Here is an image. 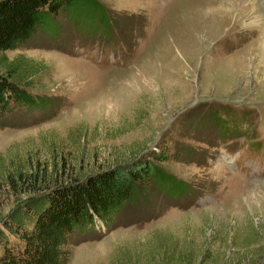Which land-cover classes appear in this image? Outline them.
Here are the masks:
<instances>
[{
    "label": "rangeland",
    "instance_id": "rangeland-1",
    "mask_svg": "<svg viewBox=\"0 0 264 264\" xmlns=\"http://www.w3.org/2000/svg\"><path fill=\"white\" fill-rule=\"evenodd\" d=\"M215 1H76L0 53V72L29 66L14 78L47 102L7 115L0 180L27 158L83 176L145 157L185 186L139 185L77 234L67 264H264V28L211 30Z\"/></svg>",
    "mask_w": 264,
    "mask_h": 264
},
{
    "label": "trees",
    "instance_id": "trees-1",
    "mask_svg": "<svg viewBox=\"0 0 264 264\" xmlns=\"http://www.w3.org/2000/svg\"><path fill=\"white\" fill-rule=\"evenodd\" d=\"M76 1L82 0H0V53L25 45L44 15L55 16ZM28 67L12 61L0 72V127L12 125L6 117L13 109L47 103L30 92L29 82L14 78ZM165 149L147 157L162 161ZM55 160L61 164L27 158L1 176L0 195L13 200L0 209V264H67L77 234L97 221L107 224L139 185L160 180L173 195L185 189L145 157L83 176L73 174L65 160Z\"/></svg>",
    "mask_w": 264,
    "mask_h": 264
},
{
    "label": "bare ground",
    "instance_id": "bare-ground-1",
    "mask_svg": "<svg viewBox=\"0 0 264 264\" xmlns=\"http://www.w3.org/2000/svg\"><path fill=\"white\" fill-rule=\"evenodd\" d=\"M217 1L219 2L215 1L214 4L216 5L209 10L207 16L206 14L203 15L204 17L202 18L203 20L201 23H203L205 26L212 27L213 24L215 25L216 23H223L227 20H231L235 24L238 20V22H256L255 24L263 23L262 26L264 28V17L260 14L252 0ZM260 1L264 5V0ZM250 11L252 13H250ZM214 29L216 30V28H211V30ZM262 43H264V40Z\"/></svg>",
    "mask_w": 264,
    "mask_h": 264
}]
</instances>
